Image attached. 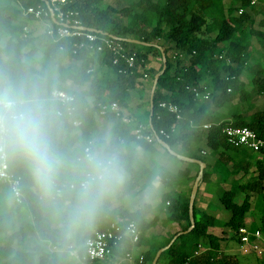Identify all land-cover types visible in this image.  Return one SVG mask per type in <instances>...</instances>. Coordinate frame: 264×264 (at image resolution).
<instances>
[{"label":"trees","instance_id":"trees-1","mask_svg":"<svg viewBox=\"0 0 264 264\" xmlns=\"http://www.w3.org/2000/svg\"><path fill=\"white\" fill-rule=\"evenodd\" d=\"M223 1L129 0L127 6L115 8L108 5V0H72L60 7L71 12V18L81 27L108 35L96 34L97 37L113 36L146 44L116 41L125 51L121 58L107 49L98 52L81 37L58 40L50 37L48 28L64 27L50 15H41L40 19L22 16V11L29 8L48 11L49 0H0V88L11 87L47 101L52 114L54 146L66 160L56 176L58 200L65 209L75 202L77 156L84 153L94 133L98 136L94 146L107 141L104 134L98 135L97 117L109 118L112 113L101 114L102 106L108 102L116 103L121 112L128 109L131 92L139 97L144 91L141 80L149 77L153 83L155 74L162 70L163 63L158 72L151 73L147 68L148 56L156 54L162 60V52L166 60L154 91L152 117L149 120L148 102L143 122L135 126V130L141 126L142 135L154 132L156 137L151 141L137 139L127 124L112 128L107 142L120 151L127 181L120 194L103 207L92 226L76 237L70 249L55 226L50 208L41 200L28 168L20 161L9 159V171L22 179L24 199L21 204L13 201L5 210L0 209V264H78L70 252L81 254L87 240L112 224L119 228L118 244L111 247L114 261L145 247L132 264H151L157 251L191 227L189 200L199 173L197 164L191 163L198 167L193 174L188 166H183L188 163L178 159L173 167L175 171L157 172L146 164L156 162L153 157L147 161L142 158L151 150L178 152L189 160L203 162L204 183L209 182L211 174L220 183H228L239 173L248 175L255 165L254 182L223 191L220 196V204L228 213L220 226L216 225L217 215L210 213L209 207H202L195 197L194 227L178 236L157 262L240 264L229 253L239 245V229L259 230L264 235V153L232 146L223 129L247 127L258 138H264V110L246 116L242 109V104L250 103L254 94L264 102V1L258 10H255L258 6L249 7L248 0H230L227 9ZM240 9L243 12L234 15ZM30 20L45 25L40 36H33L31 30L24 33ZM67 27L72 28L71 24ZM253 40L257 47L253 46ZM155 41L161 43L157 45ZM171 49L176 51L174 57L168 54ZM130 56H133L131 67L125 60ZM54 90L73 96L71 112L52 99ZM160 103L175 106L179 118L159 107ZM73 122L78 125L73 126ZM159 141L167 144L169 151ZM205 151L207 156L202 158L200 154ZM253 154L256 159L251 162L249 156ZM146 177L160 184V203L155 207L135 201L146 188L142 183ZM236 190L245 194L241 203L235 201ZM3 192H8V188L0 183V203ZM250 193L258 200L261 213L258 226L246 222L251 209ZM114 201L120 204L115 205ZM130 222L139 231L136 243L124 236V228ZM159 224L170 230L172 225H177L179 230L170 236L150 235ZM32 237L36 241L29 245L28 239ZM199 246L207 251L196 257ZM257 259L264 264V255Z\"/></svg>","mask_w":264,"mask_h":264},{"label":"clouds","instance_id":"clouds-1","mask_svg":"<svg viewBox=\"0 0 264 264\" xmlns=\"http://www.w3.org/2000/svg\"><path fill=\"white\" fill-rule=\"evenodd\" d=\"M0 159L20 161L28 168L69 249L76 237L92 226L103 207L120 194L127 181L120 151L107 141L101 142L77 156L75 202L65 209L58 200L56 176L66 160L54 146L48 103L11 87L0 88Z\"/></svg>","mask_w":264,"mask_h":264},{"label":"built area","instance_id":"built-area-1","mask_svg":"<svg viewBox=\"0 0 264 264\" xmlns=\"http://www.w3.org/2000/svg\"><path fill=\"white\" fill-rule=\"evenodd\" d=\"M72 0H49L48 11L34 10L29 8L22 11V16L28 18L29 16H34L36 19H40L41 15L47 17L50 15L51 18L55 19L63 25H70L72 28L60 27L57 30L51 28L47 29V34L57 39H62L66 37H81L84 38L88 43H92L90 47L95 46L98 52L103 49H107L113 52L114 55H118L121 58L124 56V48L115 40L105 39L97 37L94 33L84 32L81 30L74 29V27L81 28L79 22L74 18H71L73 14L71 12H64L60 7L64 6ZM264 0H248L249 7L258 6ZM243 12L240 9L237 14L240 15ZM24 33H27V28H24ZM97 42L99 44H97ZM83 47V43L79 45ZM128 65L131 67L133 65V56L125 58ZM117 62V59L114 60V64ZM52 99L58 102L62 107H65L69 112H71V107L69 105L73 102V96L68 93L60 90H54L51 93ZM159 107L167 109L171 113H175L177 118V108L175 106L169 105L167 103H160ZM110 112L116 117H120L121 110L119 109L116 103L105 104L102 106L101 114ZM77 122H73V126H77ZM141 126L136 129L137 139L144 138L146 141H151L156 134L153 132L150 135H142L140 133ZM162 134V132H160ZM224 135L227 137L228 142L237 148H242L248 152L252 153H264V138H258L255 133L247 127H234L227 126L223 129ZM94 146V142L90 141L87 143L84 152L89 148ZM9 159H0V183L7 185L8 192L12 200L16 204H21L24 199L22 192V179L18 175H14L9 171ZM70 189H73V185H70ZM59 191V190H58ZM60 193V191H59ZM119 231L117 224H112L108 229L103 232L96 233L92 238L86 241L84 246V251L81 254H78L77 251H71L70 257L74 259L78 264H101L105 262L111 256V247L116 246L118 243V238L116 233ZM124 236L128 238L132 243H136L139 238V231L134 222L128 223L124 228ZM239 237V251L243 253H254L259 256L264 250V237L259 230L250 231L246 228H241L238 231ZM207 251L204 247L199 246L198 251L195 252V256H200L203 252ZM125 259H131L130 254L125 255ZM185 264H192L191 261H187Z\"/></svg>","mask_w":264,"mask_h":264},{"label":"rangeland","instance_id":"rangeland-1","mask_svg":"<svg viewBox=\"0 0 264 264\" xmlns=\"http://www.w3.org/2000/svg\"><path fill=\"white\" fill-rule=\"evenodd\" d=\"M108 5H111L115 8H122L128 5L129 0H108ZM225 8H229L231 5L230 0H224L223 1ZM263 6V4H259L258 7H256L255 10L260 9ZM248 13L252 14L249 10ZM234 15H238L237 12H234ZM253 15V14H252ZM257 19V18H256ZM32 31L33 36H40L43 31L45 30V25L43 26V23L36 22V21H28L27 23V31ZM253 46L257 47L256 42L253 40ZM161 41H155V44L159 45ZM134 51L135 49L132 48ZM169 56L174 57L176 54L175 50L169 51ZM162 65V60L159 56L150 55L148 56L147 61V68L150 70L151 73L158 72L160 67ZM142 84L144 85V91L141 93V98H138L134 95L133 92H131L130 101H129V109L127 111L121 112L120 117H116L114 114H111L109 118H101L97 117V128H98V135L104 134L107 137V141L111 138L112 135V128L116 125H122L127 124L129 125L128 128L133 133L136 132L135 126L137 124L141 123V120L143 122L144 115L146 114V111L148 109V99H149V92L152 87V82L149 77L144 78L141 80ZM66 86L68 87L69 84L67 83ZM92 100L89 99V102L91 103ZM105 104H108L106 102ZM243 112L246 113V116L252 115L255 112L263 111L264 110V102L262 97L253 95V99L250 103L242 104ZM97 133H94L91 137V140L95 142L97 140L96 136ZM158 148V147H157ZM178 150V149H176ZM139 153H141L139 151ZM177 154L179 157L180 155L178 152H173ZM171 155V156H170ZM200 156L202 158H205L207 156V152H201ZM153 157V159L156 161L154 163L147 162L146 164L153 168L157 172L162 171H175L174 166L177 164V159L182 160L179 157H174L172 154L167 153H161L160 151H148L144 153L142 156L143 159L147 161L148 158ZM256 156H249V161L254 162ZM184 161V160H182ZM185 162V161H184ZM183 166H188L192 173H196L198 171V167L193 166L191 163H183ZM205 169V168H204ZM203 169V170H204ZM229 169L230 166H229ZM209 172H211L210 169H208ZM256 167L253 164L250 173L248 175H243V173H239L232 178L229 179L228 183H220L216 179L215 174H211L210 180L208 183L200 181L198 185V191L196 193L198 203H202L203 205L209 207V212L212 214L217 215V226H220L224 222V220L227 218L228 213L222 208L220 204V196L222 195L223 191L226 190H234L238 185H245L247 183H252L256 180ZM152 180L149 177H146L142 180V183L145 185V189L139 194V196L135 199V201L139 204H142L143 202L152 203L153 206L157 205L160 201L159 196V187L160 185L155 181ZM244 193L236 190V197L235 201L237 203H241L244 198ZM250 196V203H251V209L249 214L246 217V222L251 223L253 226L259 225V219L261 216L260 210L258 209V200L256 195H253L252 193L249 194ZM4 197V198H3ZM3 200L0 203V209L5 210L9 207V205L12 204L13 200L9 196L8 192H3ZM115 205H119V202L114 201ZM214 212V213H213ZM179 230V227L175 225L172 227V229H168L167 227H164L163 225H158L156 228H154L152 231H150V235H157V236H164L168 235L170 236L173 231ZM29 245H33L36 241L34 237L29 238ZM136 253V252H135ZM229 253L234 254L240 264H261V261L257 259L258 255L249 254V253H243L239 251L238 246L231 249ZM264 255V250L262 251L259 256L262 258ZM124 262H121L120 264H123ZM162 264L163 261L160 260L159 264Z\"/></svg>","mask_w":264,"mask_h":264},{"label":"water","instance_id":"water-1","mask_svg":"<svg viewBox=\"0 0 264 264\" xmlns=\"http://www.w3.org/2000/svg\"><path fill=\"white\" fill-rule=\"evenodd\" d=\"M64 27H67V25H63ZM74 29H77V30H81V31H84V32H89V33H95V34H104L102 33L101 31H95V30H92V29H87V28H78V27H74ZM105 36H108L107 34H104ZM109 38H111L112 40H115V41H119V42H125V43H129V44H136V45H139V44H143V45H146L144 43H141L137 40H134V39H121V38H116V37H113V36H109ZM161 55H162V70L161 72L155 74L154 76V80H153V83H152V87H151V91H150V95H149V120L151 119L152 117V114H153V107H154V91H155V88H156V85H157V82H158V78L159 76L164 72L165 68H166V60H165V55L161 52ZM160 145L162 147H164L166 150L169 151V146L167 144H165L164 142L162 141H159ZM171 153L172 155L176 156V157H179L177 154L173 153V152H169ZM180 159L184 160L185 162H189V163H195L199 166V173H198V176L197 178L195 179L194 181V184H193V187H192V190H191V194H190V200H189V213H190V221H191V227L185 231V232H180L178 233L174 238L173 240L170 242V244L163 248V249H160L159 251H157V253L155 254L151 264H157L158 262V259L160 257V255L162 254V252H164L172 243L173 241L180 235L182 234H187L193 227H194V218H193V204H194V199H195V196H196V193L198 191V185L202 179V172H203V169L205 168V164L201 161H196V160H189L185 157H179Z\"/></svg>","mask_w":264,"mask_h":264},{"label":"crops","instance_id":"crops-1","mask_svg":"<svg viewBox=\"0 0 264 264\" xmlns=\"http://www.w3.org/2000/svg\"><path fill=\"white\" fill-rule=\"evenodd\" d=\"M143 87H144V85H143ZM150 91H151V89H150ZM149 95H150V92H149ZM138 98H141V94H140V96L138 97ZM149 100V99H148ZM149 102V101H148ZM128 109H129V107H128ZM128 109H126V110H124V111H127ZM123 112V111H122ZM121 116V115H120ZM98 127V126H97ZM187 163H189V162H187ZM158 184H159V182L157 181V180H155ZM154 181V182H155ZM160 185V184H159ZM198 201V200H197ZM159 203H160V201H159ZM158 203V204H159ZM150 204H152V203H150ZM157 204V205H158ZM202 207H205V205H203L202 203H199ZM157 205H155V206H157ZM153 206V205H152ZM155 206H153V207H155ZM158 226V225H157ZM156 226V227H157ZM175 225H172V227H174ZM155 227V228H156ZM169 229V228H168ZM153 230V229H152ZM151 230V231H152ZM263 235V234H262ZM263 237H264V235H263ZM146 248L145 247H140V248H138L132 255H131V259H125V256L123 257V258H121V259H119V261H117V262H115L114 261V256L113 255H111L105 262H104V264H120L121 262H124L123 264H132L133 263V259L135 258V257H137V256H139L144 250H145Z\"/></svg>","mask_w":264,"mask_h":264}]
</instances>
